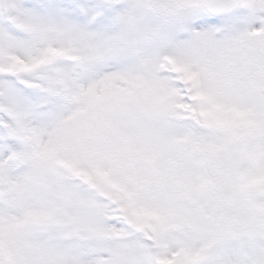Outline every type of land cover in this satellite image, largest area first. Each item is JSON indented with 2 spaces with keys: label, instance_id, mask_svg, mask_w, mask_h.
<instances>
[{
  "label": "snow or ice",
  "instance_id": "1",
  "mask_svg": "<svg viewBox=\"0 0 264 264\" xmlns=\"http://www.w3.org/2000/svg\"><path fill=\"white\" fill-rule=\"evenodd\" d=\"M0 264H264V0H0Z\"/></svg>",
  "mask_w": 264,
  "mask_h": 264
}]
</instances>
